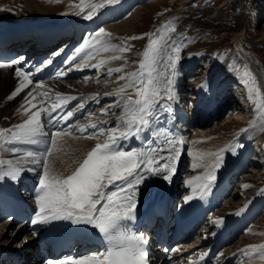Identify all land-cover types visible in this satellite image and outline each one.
Instances as JSON below:
<instances>
[{
	"label": "snow or ice",
	"instance_id": "snow-or-ice-1",
	"mask_svg": "<svg viewBox=\"0 0 264 264\" xmlns=\"http://www.w3.org/2000/svg\"><path fill=\"white\" fill-rule=\"evenodd\" d=\"M112 2L113 0H105V3ZM87 6L95 11L102 5ZM79 7L83 11L85 7L83 0ZM7 10L0 9V11ZM84 18L91 19L92 12L87 13ZM169 27L165 25L161 31H167ZM101 34L109 35L104 32L103 28H100L94 35L98 37ZM132 39H137V37ZM184 43L186 41L173 45L169 52L162 48L157 40L150 39L143 53L144 59L139 64V70L119 77L120 80L127 82L115 93L119 99L114 102L113 106L123 102L116 126L104 129L97 128L95 124L90 125L97 130L84 138L92 139L105 133H107V138L97 142L79 166L66 177L54 171L49 157L53 156L55 151H59L58 137L73 135L70 128H58L57 125L72 117L73 112L71 110L64 112V108L69 101L77 99L76 97L57 96L55 102L42 100V107L33 112L23 123L14 125L13 128H0V150L13 154L22 153L16 161L0 159V181L6 177L17 180L24 165L33 166L28 169L29 171L40 170L37 175V185L34 188L35 204L38 210L35 211L30 221L31 225L69 221L74 225L90 226L100 233L107 244L104 252L79 258H68L61 264H148L147 238L133 232L124 222L135 219L136 193L141 182L150 175L161 173L165 181L171 182L176 170V162L181 155V146L184 141L175 133L165 132L157 125L163 113L168 115L173 113L171 101L175 93L176 66ZM120 50L126 51L127 49ZM19 59L12 62H0V68L12 67L13 64L19 62ZM70 61L71 58L66 63ZM113 71L122 72L123 69H110L109 75ZM15 75L19 83L8 99H13L27 84L32 83L31 74L19 67L16 68ZM57 75L62 76L63 73ZM247 75L246 73L245 81H247ZM37 87H39V82H37ZM252 87L254 85L249 86V100L253 99ZM128 89H131V93L124 98L123 94ZM31 95L29 93V96ZM132 95L136 98L133 99ZM256 98L259 110L261 105L258 90ZM25 105L36 107V104L32 103L28 97H25ZM25 105L21 107L25 108ZM49 106L51 111L48 110ZM79 107H83V104L81 103ZM57 109L63 115L54 117L53 112ZM25 110L28 109L25 108ZM103 111L107 114L108 108L106 107ZM41 113H44L47 118V126L51 129L50 135L48 131H45ZM112 115L115 116L116 113L113 112ZM77 131L83 136L86 128L80 127ZM145 132L150 133L148 139L143 137ZM132 137L142 142L140 149H125L122 146V142H127ZM11 145L35 146L42 150L34 151L32 148L10 147ZM242 147V144L232 145L228 151L235 155L236 149ZM222 160L223 157L217 155L216 162L211 166L207 175L198 177L202 181L201 195L211 187V183L216 178L214 171L221 166ZM161 161L164 162L161 163ZM192 198V196L186 197L185 202ZM31 235H36L35 228ZM25 243H27V238L17 241V246H23ZM259 247L264 248V245ZM256 249L257 246H251V253L254 254ZM241 251L249 258H253L248 249ZM47 264H52V261H48Z\"/></svg>",
	"mask_w": 264,
	"mask_h": 264
},
{
	"label": "bare ground",
	"instance_id": "bare-ground-1",
	"mask_svg": "<svg viewBox=\"0 0 264 264\" xmlns=\"http://www.w3.org/2000/svg\"><path fill=\"white\" fill-rule=\"evenodd\" d=\"M72 1L73 0H8L6 2H3L2 0H0V9H8L7 11H0V25L3 26L4 29L15 27L19 30L32 29L35 32H48L52 34H63L66 33V31H68L67 33L69 34H74L80 33V31H84V35V33L86 32L90 34L99 25L102 26V22H107L108 24H111L104 28V32H111L114 35L121 33L134 35L138 32V28L142 26V22L144 21L143 11L145 10V8L142 6V2H144V0H113L112 3H105V0H98L97 2L95 0H90V2L87 1L89 3H87V5L95 4V2L96 4L102 5L95 11H92L90 7L85 5V7L88 8V11L92 12L91 19H85V15H83V11H81V8L73 4ZM85 7L83 10H85ZM130 10L131 12L129 13ZM128 13L129 16L127 17L126 15ZM216 15H219V10L216 11ZM190 33L191 36L189 42L190 40H192V38L196 41L198 37L202 35L201 32L198 33L197 31H191ZM242 39L243 35H237V37L235 38V43L240 54L243 56L246 62L249 63L250 66H252L258 78H260L261 85L264 91V71L261 65L257 63L256 59L252 55L243 52V48L241 47ZM90 41V37L88 38L86 36L85 42H79L78 44L76 43V47L73 52V62L75 61V63L70 66V69L68 71V73L74 72L76 76L75 79H65L64 81L51 82L48 84L49 89L46 91L53 92L54 89L55 91L60 90L61 92H63V97L77 96L80 99V103H82L84 107L88 105V103H90V106L94 105V103L95 105L99 106V104L110 101V99L116 96L115 93L117 91V88H119L118 85L120 84H118L117 86L116 84L111 86L113 81H115L117 77H113V73L115 71L112 72L113 75H109V70L119 68L125 71V69L128 68L123 65L126 58L121 55H115V52H119L120 48H118L114 44H111L109 42L110 40H105L107 41L106 43H103L104 41H100L99 43L97 42L96 45V42ZM89 46H91L90 49H87ZM98 46V49L94 48ZM81 49H83V51H81ZM86 52L90 53L88 58L85 56ZM82 56H85L87 58L83 62H81ZM113 58H117L118 61H114ZM13 71V67L0 69V128L5 129H7L5 126H7L9 122L4 121L5 123H2L1 120L3 118L13 119V116L15 114H19L18 120H21L25 118L26 115L24 113L25 109L21 107L22 103L20 97L17 96L13 99H5L6 96H8V94L6 95V93L9 92V90L12 88V85H14V83L15 85L17 84L16 81L18 78H16V81H14L13 77L15 75V71L14 73ZM103 71H105V73H108V78L107 76H105L107 80H97L98 77L100 78L101 76H103ZM177 81L178 82L175 85L174 99L172 100V107L174 112L171 115L163 113L160 117V123L157 126L162 128L165 132L175 133L176 136L183 139L184 143L181 146V155L176 162V170L172 175L171 182L165 181L162 178V173L150 175L147 179L141 182V184L138 186V192L136 193L137 206H140V204H151L155 201V198L159 197L160 193H163L165 191L169 192L173 188L174 183L178 185V183H176L175 175L178 171V167L183 163L182 160L184 157V150L189 143V138L187 135L190 131H195L191 129H194L196 127L197 131H195L192 139L190 140V144H192V146L190 145L191 149L189 152V158H191L192 161L189 166V174L186 175L188 177L185 181L184 191L191 190L195 185L194 182H198L196 180L200 175H202L203 177L206 176V169L215 164L217 155L220 156L224 154V152L228 149V146L230 144L229 142L232 140L231 133H228L227 131V129L229 128L228 124L231 123L232 120H241L245 113V106L243 107L239 104L238 108L235 110V113L230 110H225L224 112V106H222V104H218L216 102V99L214 98L211 101L210 108L207 107V112L204 113L201 111L199 113L197 112V110L194 111L193 107L192 110L190 109L191 111L188 112L184 106L185 102L189 99V97H187V92L190 91V88H188L189 85H184V81H182L181 77H178ZM214 91L216 92V90ZM48 96L50 95L48 94ZM132 97L134 98L135 96ZM199 101L201 102V100ZM16 103H18V105H16ZM230 103H232L231 100ZM236 104L237 102H234L232 103V106L234 105L235 108ZM15 105L17 107L15 110H13V107ZM113 105L114 102H109L107 105H105L108 108L107 114H104L103 111L106 108L105 106L103 110L98 108L102 110V114L105 115V122H101V117L98 118L91 115L89 119L86 118L83 122H81V127H85L87 131L90 128L93 129L92 127H90V125L92 124H95L97 126L98 124L106 123L107 126L109 124L111 125L112 123L117 122V117L121 115V106H119L120 104L115 106ZM118 106L120 108H118ZM157 107H159V105H157ZM113 112L116 113L115 116L112 115ZM223 112L228 116L227 119H225V122L221 123V128L219 131L213 127H209L207 130H205V132L200 131L202 130L201 125H205L210 120H215V118ZM179 124H181V127H179ZM192 124H195L194 128ZM149 135L150 133H146L144 135V139H148ZM244 137L245 139L243 142L246 144V148L242 150L240 152V155L238 156V161H240L238 162V165L234 167V169H225L222 173L223 176L215 179V182L213 181L214 183H211V187L206 190L203 195H201L200 193L198 196H193V191H195L196 189H193L191 194L188 195H192V202L196 201L198 198L200 199V201H203L202 208L203 210H206L207 214L212 210V207L218 206L220 202L219 196L221 198L224 194L227 193V190L230 189L228 178H236L238 174H241V172H243L246 163L244 155L247 153V147L250 146V142L253 141V139L260 142L264 141V125H262V127H260L259 129L253 130V132H246V135ZM106 138V133L104 135L96 136L92 139L84 138V136H77L75 134L58 137L57 147L59 151H55L53 153V156L49 157L50 162H52L54 171L58 175H62L65 177L70 175L83 161L87 153L95 147V144L97 142L105 140ZM129 144L135 145L134 139H130L127 142H122V146L125 149H130L131 145ZM141 147L142 142L139 141L137 150ZM57 153L60 154L58 155V157ZM20 156L21 155H19L18 153L13 154L0 150V159H11L13 161H16ZM258 156L259 153L254 155V161L258 160ZM163 162L164 161H161V163ZM261 162H263V158L261 159ZM249 167H251L252 169V166ZM210 169L211 168H209L208 171H210ZM216 169L218 171V168ZM254 170V173H251L250 175H243L244 184L247 186L246 190L253 188L255 182L260 183L261 181H264V171H261L259 169L255 171ZM146 191L148 192L146 193ZM256 194L257 193L256 191L254 192V189L251 193L248 191L236 190L233 193V196L229 197L228 200L226 199V203L221 206L222 210L220 209L218 212H215L210 216L208 227L205 229L208 232L203 235L202 241L200 240L201 243H205L206 241L208 243L214 242L213 239L215 240L217 236L221 235L222 232H224V229L225 231L230 230L232 233H238L242 228H245L247 225L252 223L250 222V220L254 218L261 207L264 208V205L260 206L263 203L259 199L260 196H257ZM188 196L185 195L184 200ZM191 200L187 202V205L190 204ZM255 222L256 224L242 236L240 245L238 243V246L235 245L237 247L236 250L231 254L230 252H228V255L227 253L222 256L220 255V258L218 257L219 262H217L216 264H237L238 262H246L244 264H258L257 262H259L260 260H263L262 263H264V248L259 247L261 245H264V216L259 217ZM69 224H71V226L73 225L72 227L74 229H77V227L81 228V230H83L84 232H90L92 228L90 226L74 225L71 222ZM24 232L25 229L22 228L16 231V235H14V232L11 231L10 228L0 227V248L8 250L16 249L21 253H24L25 255L28 254V248L25 247L27 243L23 244V246H17V241L23 240L19 239V236ZM198 245L199 244H196L195 247ZM251 246H257L256 252L254 254L251 253ZM244 249H248L253 258H249L244 254V252L241 251Z\"/></svg>",
	"mask_w": 264,
	"mask_h": 264
},
{
	"label": "rangeland",
	"instance_id": "rangeland-1",
	"mask_svg": "<svg viewBox=\"0 0 264 264\" xmlns=\"http://www.w3.org/2000/svg\"><path fill=\"white\" fill-rule=\"evenodd\" d=\"M2 1L6 2L8 0ZM87 1L90 2V0H83V3H85L84 5L86 6L88 3ZM95 1L97 2L98 0ZM72 3L79 6L81 5L82 0H73ZM142 6L145 8L143 11L144 21L142 22V26L138 28L137 33L134 35L127 33L114 35L111 32H106L109 35L105 36L101 34L98 37L96 35L94 37V34L98 32V29L92 31L91 36L93 37L90 42H96V45L97 42L99 43L100 41H104L103 43H106L110 40L109 42L116 45L118 48L127 49L126 51L119 50V52H115L116 56L121 55L126 58L123 65L128 67L123 72H114V75L112 74L113 77L115 76L117 79L113 81L111 86L115 84L117 86L120 84L118 85V90L127 82L126 80L119 79L121 75H125L128 72H137L139 70V64L144 59L143 53L147 49L150 39L157 40L159 45L162 48L167 49L169 52L173 45H179L186 41L182 51L179 53L180 59L176 66V79L178 80V77H181L182 81H184V85H189L188 88H190V91L187 92V97H189V99L185 102V109L190 108L192 110L193 107L194 111L197 110L199 113L201 111L205 113L207 112V107L210 108L213 98L216 99L218 104H222V106H224V112L225 110H230L235 113V110L239 105L243 107L245 106V113L242 119L232 120V122L228 124L229 128L227 129L228 133H231L232 136L228 149L230 146L237 144H242L243 147L236 149L235 155H233L231 151H228V149L224 152V154L220 155L223 157L222 164L218 167V171L217 169L214 171V175L216 177L215 179H218L223 176L222 173L225 169H234V167L237 166V163L240 162L238 161V156L240 155V152L246 148V144L243 142L246 132H253V130L259 129L262 125H264V92L262 90L260 79L256 75L252 66H250V64L247 63L240 54L235 43L237 35H243V39L241 41L243 52L252 55L264 70V0H144V2H142ZM217 10H219L218 16L216 15ZM130 12L131 10L129 13ZM86 13H89L87 7L83 10V15H86ZM129 13L126 15L127 17L129 16ZM110 24L111 23L108 24L107 22H102V26L98 27H102L104 29ZM165 25H169L170 27L167 31H161ZM191 31H197L198 33L201 32L202 35H200L196 41L192 38L189 42ZM150 34L154 35L150 36ZM133 37H137V39H132ZM94 48L98 49L99 46ZM89 55L90 53L87 52V58ZM113 59L114 61L117 60V58ZM161 64H163V60H161ZM246 73L248 74L247 81L244 79ZM107 74L108 73L103 71V76L100 78L98 77L97 80H107ZM105 76H107V78ZM16 78L17 77L14 75V81H16ZM177 80L175 85L178 82ZM253 85V99L249 100V86ZM14 86L15 83L12 85L9 92L6 93L8 96H6L5 99L11 95ZM214 90H216V92ZM257 90L259 91V103L261 105L259 110L257 109ZM130 93L131 89L124 93V97H127L126 95H129ZM135 98L136 97L133 99ZM118 99L119 97L116 95L114 98L110 99V101L102 103L104 105L101 104L92 111L95 112L92 116L98 118L101 117V122H105V115H103V112L101 111L109 102L113 103ZM199 100H201V102ZM230 100L232 103L237 102L235 108L234 105L232 106V103H230ZM18 103H16V105H18ZM122 103L123 102L121 101L119 105L121 108ZM172 103L173 101H171V104ZM16 105L13 107V110L16 109ZM119 106L118 108H120ZM190 109L187 111H191ZM224 112L218 115L215 120H210L205 125H201L202 130L200 131L205 132V130L209 127L216 128L219 131L221 123H224L228 116L225 115L226 113ZM14 116L13 119L3 118L1 121L2 123L9 122V124H12L19 119V114H15ZM116 123L117 122L107 126L106 123L98 124L97 128L108 129L115 127ZM9 124L7 126H9ZM7 126L5 127L7 128ZM96 130L97 129H93L94 132H96ZM195 130L197 131L196 127ZM194 133L195 131L191 132V134L189 133L188 135L189 143L185 150V160L184 157L182 160L186 162L184 169L181 171L182 179L180 181L182 183H185L186 178L188 177L186 175L189 174V166L192 161L191 158H189V152L192 146V144H190V140L192 139ZM84 135L88 136V134ZM132 138L136 139L135 137ZM250 143V146L247 147L248 150L246 149L247 153L244 155V159L247 160V164L245 163L247 170H244L241 174H238L239 176L230 180L231 189L229 190L230 192L226 199L228 200L229 197H232L236 190L248 191L251 193L254 189V192L256 191L257 193L256 195L260 196L259 199L263 203L260 206H262L264 205V181H261L260 183L255 182L253 188L246 190L247 187H245L246 185L244 184L243 175L245 176L254 173L253 170L255 168V170L259 169L264 171V141L260 142L253 139ZM134 148L138 147L135 146ZM257 153H259V156L257 157L258 160L254 161V155ZM58 155L60 154L57 153V157ZM262 158L263 162H261ZM248 165L252 166L253 170ZM209 168L211 167L206 169L207 173L209 172ZM199 177L203 176L200 175ZM196 181L198 182H194L195 185L192 189H196L197 192V190L200 189L202 182L199 179ZM188 193H191V191L187 192V194ZM199 193L200 192H197L196 195ZM226 199L224 200V203H226ZM257 216H264V208L261 207L254 218L250 220V222H252L256 218L253 222L254 224L252 223V225L248 227V230L256 224L255 221L259 218ZM245 233L246 232L243 231L240 235H237L235 238L236 240L230 246L232 249L230 248L227 250L225 254L227 253L228 255V252L231 254L236 250V246H238V244L240 245V240ZM262 261L260 260L257 263L264 264ZM244 263L246 262H238L237 264Z\"/></svg>",
	"mask_w": 264,
	"mask_h": 264
}]
</instances>
